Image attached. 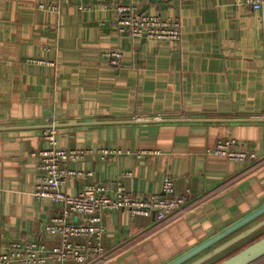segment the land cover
<instances>
[{"label":"crops","instance_id":"1","mask_svg":"<svg viewBox=\"0 0 264 264\" xmlns=\"http://www.w3.org/2000/svg\"><path fill=\"white\" fill-rule=\"evenodd\" d=\"M87 1L80 9L78 0H0V240H39L48 249L59 242L46 230L59 204L33 194L32 152L54 122L61 147L118 151L68 164L93 174L68 177L63 191L99 182L113 195L119 183L143 196L160 193L167 175L176 192L190 191L162 221L105 211L108 254L89 263L164 264L264 203V7L140 0L148 12L180 17L181 40L161 41L113 28L123 0ZM112 49L122 53L117 65L103 54ZM219 138H236V148L258 158L210 154Z\"/></svg>","mask_w":264,"mask_h":264},{"label":"built area","instance_id":"2","mask_svg":"<svg viewBox=\"0 0 264 264\" xmlns=\"http://www.w3.org/2000/svg\"><path fill=\"white\" fill-rule=\"evenodd\" d=\"M79 8H87V0H78ZM155 3L166 0H141ZM180 1V0H177ZM252 9H262L264 0H236ZM40 8L55 9L54 4H39ZM113 28L120 34L130 37L151 38L161 41H180L182 38L179 16L163 17L159 13L148 12L142 8L140 0H123L114 6ZM103 54L110 63L117 65L122 57L119 50H107ZM50 64V60L33 59ZM52 122V121H51ZM57 127L54 122L43 131L46 145L33 151L37 158L36 168L39 180L33 194L36 198H49L59 204L60 209L46 223V230L59 239L51 248L39 240L9 239L0 240V264H89L106 253L102 245L105 231L103 215L107 210L126 209L131 215H154L161 221L168 215L180 210L187 203L190 191L176 192L174 180L165 176L160 193L138 196L117 184L114 194L104 183L91 182L74 194L63 191L61 186L71 176H92L91 171L70 167L89 153H97L101 158L115 154L117 150L106 147L65 148L57 144ZM236 138H219L210 154L226 157L233 161H255L258 155L250 148H236ZM0 186V190H1Z\"/></svg>","mask_w":264,"mask_h":264},{"label":"water","instance_id":"3","mask_svg":"<svg viewBox=\"0 0 264 264\" xmlns=\"http://www.w3.org/2000/svg\"><path fill=\"white\" fill-rule=\"evenodd\" d=\"M263 215L264 203L164 264H204L213 260L220 254L232 250V247H237L242 240L262 229L264 227ZM263 256L264 234L215 264H251Z\"/></svg>","mask_w":264,"mask_h":264},{"label":"rangeland","instance_id":"4","mask_svg":"<svg viewBox=\"0 0 264 264\" xmlns=\"http://www.w3.org/2000/svg\"><path fill=\"white\" fill-rule=\"evenodd\" d=\"M262 234H264V233H261L260 235H262ZM260 235L252 237V239L249 240V241H247V243L253 241L254 239H256L257 237H259ZM252 236H253V235H252ZM245 242H246V241H245ZM245 242H244V243H245ZM247 243H245V244H247ZM245 244H243V245H245ZM241 247H242V246H241ZM239 248H240V247H239ZM237 249H238V248H237ZM237 249H234V250L230 251L229 254H226V255L222 254L221 256L217 257V258L213 261V263H212V262H211V263H212V264H215L216 262H218V261L221 260L222 258H225L226 256H228V255L234 253Z\"/></svg>","mask_w":264,"mask_h":264},{"label":"trees","instance_id":"5","mask_svg":"<svg viewBox=\"0 0 264 264\" xmlns=\"http://www.w3.org/2000/svg\"><path fill=\"white\" fill-rule=\"evenodd\" d=\"M181 210V209H180ZM179 211V210H178ZM177 212V211H176ZM176 212H174V213H176ZM174 213H172V214H174ZM169 216V215H168ZM167 217H165L163 220H165ZM162 221V220H161ZM107 254H108V252L106 251V253H105V256H107ZM99 260H101V258L100 259H96V261L98 262ZM264 263V256L263 257H261L260 259H258V260H256L255 262H253V263H251V264H263Z\"/></svg>","mask_w":264,"mask_h":264}]
</instances>
